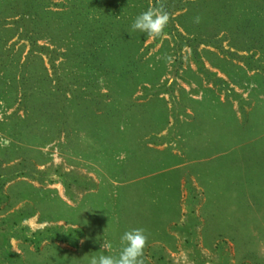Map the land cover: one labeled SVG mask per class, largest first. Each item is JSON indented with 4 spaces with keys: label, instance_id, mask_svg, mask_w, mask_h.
<instances>
[{
    "label": "trees",
    "instance_id": "trees-1",
    "mask_svg": "<svg viewBox=\"0 0 264 264\" xmlns=\"http://www.w3.org/2000/svg\"><path fill=\"white\" fill-rule=\"evenodd\" d=\"M160 3L173 19L164 38L145 43L148 37L132 31L131 25L149 6ZM13 37L23 40L16 53H10L12 45L7 44ZM42 38L46 42L39 43ZM224 39L229 47L223 46ZM157 42L153 54L145 56ZM256 49L264 54V0H0V70L4 72L0 82L6 81L8 104L18 101L24 111L23 116L11 113L6 117V133L12 139L9 147H0V204L7 200L6 215L0 217V233H6L4 244L0 241V259L6 258V264H68L62 260L88 241L101 249L98 233L111 232L112 236L103 238L119 241V246L123 233L135 228L134 220L140 226L136 228H143L148 236L145 264L148 253L162 258L163 242L156 241H165V224L176 220L172 226L179 219L173 199L178 195L179 163L185 157H207L189 164L204 194L201 209L206 222L228 224L232 220L234 229L242 230L244 212L256 202L254 191L264 188V177L255 185L252 173V166L258 163L253 159L264 156V97L257 96L264 95V73L256 70L260 65L249 64L255 69L249 75L232 59L250 57L238 50ZM183 52L190 53L196 69L182 67ZM156 53H162L157 60ZM171 55L173 77L162 80ZM204 60L227 78L205 67ZM202 74L225 91L224 99L212 85L203 84ZM176 77L195 82L204 93L196 97L180 87L175 94ZM249 78L255 83L249 92L257 96L255 102L241 100L242 95L231 85H241ZM139 87L145 91L141 98L135 95ZM162 93H168L170 106ZM230 96L249 105L246 109L240 103V116ZM62 134L65 150L96 162L104 171L101 180L105 182L98 189L104 185L110 190L102 196V220H112L117 191L127 190L129 198L128 189L136 192L139 181L141 192L152 196L151 215L142 219L148 209L145 200L138 199L135 208L139 213L133 219L119 215L113 221L115 226L96 227L95 212L100 204L94 207L87 200L98 190H90L96 184L60 167L55 174L66 194L71 196L74 186L88 190L77 204L68 203L54 188L38 187L24 179V185L12 193L3 190L7 181L18 176L45 179L47 169L37 165L47 157L36 146ZM85 140L98 149L87 151L86 145L83 148L78 143ZM160 143L166 145L157 147ZM108 177L119 182L114 200H110L113 187ZM19 180L9 187L19 185ZM26 198L29 201L14 207ZM52 201L55 217L42 213ZM36 212L41 220L64 219L70 225L51 223L31 229L23 219ZM92 225L94 230H90ZM11 237L19 239L26 258L11 249ZM114 249L103 255H118L120 249Z\"/></svg>",
    "mask_w": 264,
    "mask_h": 264
},
{
    "label": "rangeland",
    "instance_id": "rangeland-1",
    "mask_svg": "<svg viewBox=\"0 0 264 264\" xmlns=\"http://www.w3.org/2000/svg\"><path fill=\"white\" fill-rule=\"evenodd\" d=\"M46 39L42 38L39 39L38 42H46ZM14 41V42H13ZM23 40L18 39L16 40V37H13L7 44L12 45V50H10V53H16L18 52L20 48V44ZM152 39L148 38L145 43L151 42ZM160 42L155 43L154 46H151L148 48L147 52L144 54L145 56H148L150 54H153L151 52L155 51L156 48L159 46ZM222 44L224 47H229L227 39H224L222 41ZM6 46V44H5ZM200 46H203L201 44ZM208 47L214 48L210 45H207ZM28 43L24 47V51L22 52V57L24 53L27 51ZM233 49V48H231ZM186 51V49H184ZM255 50H238L239 54L242 55H250V57L247 58H241L238 56L233 57V62L236 63L239 67L238 69L246 70L247 74H252L255 69L249 68V64H253L255 66H259L256 68L259 72L264 73V54L261 53V51L256 49ZM253 52V53H250ZM164 55V53H163ZM162 56V53H156L154 56V59L157 60L159 57ZM46 59V58H45ZM173 56L166 61V73L161 78L162 80L165 78L171 79L173 77V73L171 72ZM181 61H182V67H186L189 65L192 69H196V64L193 61L190 53L183 52L181 53ZM205 67L208 69L215 71L217 75H220L224 78H227L222 72L218 71L217 68L210 66L208 61L204 60ZM236 69V68H235ZM188 71H190L188 69ZM186 71L185 75L187 77H191L189 72ZM4 72L0 70V76L3 75ZM2 78V77H1ZM206 76L202 74V81L204 85H212L210 82L206 80ZM209 79V78H208ZM161 80V81H162ZM231 84V83H230ZM235 88V90L242 95L243 99L241 100H250L251 102L256 101V97L259 96L261 98L264 97L263 94H258L257 96L252 93V95L249 94L252 86L255 85L254 81L249 79H244L241 85L238 84H231ZM174 92L175 94H179L180 87H183L186 92H189V94L200 97L204 92L202 88L199 85H196L195 82H188L182 78L176 77L175 83L173 84ZM214 87V92L218 93L220 95V98L224 99L225 91L219 90L216 85H212ZM193 87L197 89L196 91L193 90ZM0 136L8 137L10 139L11 135L6 133V117L9 114H15L23 116L24 111L20 104V102L15 101L12 104L9 103V98H6V81L0 82ZM144 89L142 87H139L137 91L135 92V95H138V98H141V96L144 93ZM160 95H163L167 99V104L170 106L171 102L168 100L169 95L168 93H162ZM230 99L232 101V106L235 109V113L240 116L242 113L240 111V103L243 104V106L248 109V104L246 102H241L239 99H232L230 96ZM181 118H184L185 116L183 114H180ZM172 120V117H170ZM166 130V129H165ZM163 130L162 132H164ZM227 135V133H226ZM64 136L63 134L59 136V138H56L50 142L44 143L42 145L36 146L37 148L42 151L43 155L46 158V161L44 163H40L37 165L39 169H47V172L45 174V179L42 181H38L37 179H31L30 177L26 176H18L14 179L7 181L4 184L3 190H5L8 193H12V190H16L21 188L24 184L23 180H28L32 182L35 186L38 187H50L54 188L56 192L65 199L70 204H77L80 202V200L84 197L87 189L83 187H73L72 188V195L69 196L65 193L64 185L62 184L60 178L55 174V169L57 167H60V170H71L74 173L85 175L86 177H89L96 185L92 187L90 190H96L98 189L99 184L104 183V180L102 179V172L104 171L100 168V165H98L96 162L84 159L80 157L79 155H75L73 153H70V151L65 150L63 146L61 145V142L63 141ZM263 142H262V148H264V134L262 136ZM68 142V141H67ZM86 142V140H85ZM78 142L81 144V146L84 148V145H86L85 149L89 152H95L98 149V146L95 145H89L88 142ZM66 143V141H65ZM166 143H160L157 145V147H163ZM90 147V149H89ZM261 148V149H262ZM35 152V151H34ZM34 152H29L30 155H34ZM122 155V154H120ZM264 155V153H262ZM43 156V157H44ZM1 157L3 155L1 154ZM258 161L256 165H253L252 167V173L254 178V184L258 185L259 182L262 180L261 177H264V156L260 159V156L258 158L253 159V161ZM111 180L110 187L112 186V191L110 192L113 197H111L110 200H114L115 195V185L119 183L117 180L112 179L111 177H108ZM20 179V180H19ZM19 180V185L17 186H11L13 182ZM189 183L191 185V188H188V185L186 183L184 184L185 187H180L178 189V197L175 199V204L178 207V212L180 214V218L177 220V223L170 226L173 222L170 221L169 223L165 224L166 231L163 235L165 237L164 240H158L156 242L160 243L163 242V248H162V258H158V254L156 256H150V254H147V260L148 262L146 264H264V188L256 189L254 191L253 197L256 199V202L250 203V208L245 210L244 214L246 216L245 220L242 222L244 224L242 230H235L234 222L230 220L228 224H225V222H216L212 225L209 224L210 221L206 222V216L204 213H202L201 209V203L204 199V194L202 192V188L200 186H196L194 178L189 179ZM135 184V183H134ZM142 183L136 182L135 191L137 187V191L134 192V189H128L129 198H126V191L127 190H118L115 200V207L114 212L112 213L113 217L112 220L103 219L100 217L104 212L102 210V196L108 195L107 192L108 189L106 186H101L95 193H91L88 196V201L95 207L96 205L100 204V209H98L97 212H95L96 218L98 219V222L96 223V227L103 225V229L106 230L110 227V225L115 226V222H113L116 217L119 215L124 216L128 215L130 219L134 218L135 213H139L138 209L136 211L135 203L138 201V199H144V205L145 208L148 209L144 212V216L142 219H146L145 216L151 215V211L154 208V205H152V196L149 192L146 191L145 194L141 192L140 185ZM196 186V187H194ZM31 189L28 188L27 193L30 192ZM53 193V192H52ZM109 193V194H110ZM125 193V194H124ZM135 193V194H134ZM194 195L192 196V194ZM131 194H134V196H131ZM143 194V195H142ZM110 197V196H109ZM191 197V199H190ZM29 201L28 198L25 200H21L15 204L14 207H18L21 204H23L25 201ZM6 202L7 200L3 201L0 204V217L6 215L7 209H6ZM46 207L43 208L42 213L53 215L55 217L56 214V208L54 206L53 201L50 203H46ZM171 207V206H170ZM105 208V207H104ZM163 208V207H162ZM108 209V208H107ZM164 210V208L162 209ZM109 211V210H108ZM177 211V210H176ZM117 214H116V213ZM150 212V213H149ZM40 213L36 212L33 215L28 216L27 218L23 219V223L27 224L31 229H36L38 227H43L46 224L51 223H57V224H64V225H70V223H67L64 219H52V220H41L40 219ZM137 216V214H136ZM117 217V218H118ZM138 218V217H137ZM140 218V217H139ZM102 224H99L100 222H103ZM206 223V224H205ZM222 226L220 227V225ZM95 225H92V229L94 230ZM134 227H140L136 221L134 220ZM222 228V229H221ZM91 232V231H90ZM114 232V231H113ZM168 233V234H166ZM102 234L98 233L97 238L101 237L102 241L100 243V246L103 243L104 239L103 237L112 236V233ZM95 236V238H96ZM93 237V236H92ZM6 239V233L5 231L0 233V241H2V244H4ZM109 241V240H108ZM19 239L16 237L10 238L11 243V249L20 253L21 257H25V252L21 250L19 245ZM155 241H151L150 244L154 243ZM61 246H65L69 249H75L73 246L68 245L64 242H59ZM119 244V241L113 242V248L114 250L120 249L121 245L117 246ZM115 246V247H114ZM30 249H33L32 246H29ZM96 251V252H95ZM105 250L102 249H96V245L93 243L91 245V242H87L86 245H84L83 249L77 250L75 252L69 253L64 260L65 262H68V264H90V258L93 256H100L102 254H105ZM95 253V254H94ZM51 257V256H50ZM32 261V260H31ZM0 264H6V258L0 259ZM32 264V263H31Z\"/></svg>",
    "mask_w": 264,
    "mask_h": 264
},
{
    "label": "clouds",
    "instance_id": "clouds-1",
    "mask_svg": "<svg viewBox=\"0 0 264 264\" xmlns=\"http://www.w3.org/2000/svg\"><path fill=\"white\" fill-rule=\"evenodd\" d=\"M173 19L164 4L149 6L140 13L131 25L132 31L144 33L148 38H164L167 35L166 29ZM199 17L196 18L198 23ZM11 139L0 136V147H9ZM148 244V236L143 228H133L123 233L120 237V250L118 255L93 256L90 264H145V249ZM113 245L108 240H103L101 249L111 252Z\"/></svg>",
    "mask_w": 264,
    "mask_h": 264
},
{
    "label": "crops",
    "instance_id": "crops-1",
    "mask_svg": "<svg viewBox=\"0 0 264 264\" xmlns=\"http://www.w3.org/2000/svg\"><path fill=\"white\" fill-rule=\"evenodd\" d=\"M204 160V159H207V157H205V156H202V157H192V158H187V157H185V160L183 161V162H181V163H179L180 164V171H179V186L180 187H185V183H186V180H188L187 179V177H189L190 179L191 178H194V174L190 171V169H192L190 166H189V164H190V162L192 161H198V160ZM179 164H177V165H179ZM184 165V166H183ZM194 181H195V179H194ZM195 184H196V186H197V182L195 181ZM178 197H180L179 195H176L175 197H174V199H173V201L175 200V199H177ZM176 210H177V207H176ZM177 212V211H176ZM179 218H180V214H179ZM178 220V219H177ZM172 222H174V221H176V220H171Z\"/></svg>",
    "mask_w": 264,
    "mask_h": 264
}]
</instances>
